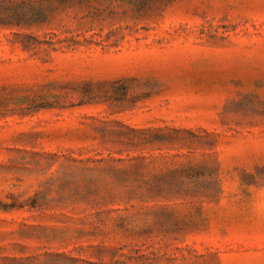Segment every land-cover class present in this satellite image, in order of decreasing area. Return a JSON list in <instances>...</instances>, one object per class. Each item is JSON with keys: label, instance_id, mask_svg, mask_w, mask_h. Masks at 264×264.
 Masks as SVG:
<instances>
[{"label": "rangeland", "instance_id": "obj_1", "mask_svg": "<svg viewBox=\"0 0 264 264\" xmlns=\"http://www.w3.org/2000/svg\"><path fill=\"white\" fill-rule=\"evenodd\" d=\"M46 6L0 24V264H264V0L0 14Z\"/></svg>", "mask_w": 264, "mask_h": 264}, {"label": "trees", "instance_id": "obj_2", "mask_svg": "<svg viewBox=\"0 0 264 264\" xmlns=\"http://www.w3.org/2000/svg\"><path fill=\"white\" fill-rule=\"evenodd\" d=\"M6 0H0V7L3 8V5ZM51 1H56L58 3L63 2L64 0H51ZM50 7V6H49ZM5 11L6 9L3 8ZM53 9H49L46 6V10H40L36 9L34 12L29 13V11H18L17 13H4L0 14V24L1 25H15V26H21V25H26V26H32L39 24L41 22H45L49 13L52 12ZM30 39H33L30 37ZM64 40H57L53 41L50 38L43 40L44 44H46L47 48H50L52 50H57V48H62L63 46L60 47H55L54 45L56 43H61ZM73 43H67L66 47H70V44H76V41H72ZM39 44V42H37ZM29 46H34L32 43L25 45V48H28Z\"/></svg>", "mask_w": 264, "mask_h": 264}]
</instances>
